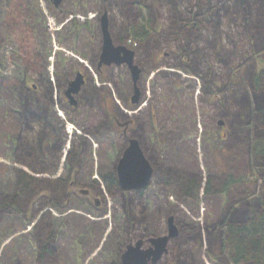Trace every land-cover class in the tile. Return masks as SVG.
I'll use <instances>...</instances> for the list:
<instances>
[{
  "label": "rangeland",
  "instance_id": "1",
  "mask_svg": "<svg viewBox=\"0 0 264 264\" xmlns=\"http://www.w3.org/2000/svg\"><path fill=\"white\" fill-rule=\"evenodd\" d=\"M130 1L0 0V264H123L129 244L168 234L170 217L178 235L149 264H230L224 219L264 207V173L245 177L264 165L249 128L264 0H139L154 14L145 42L126 33ZM107 11L113 42L136 52L137 85L130 66L102 61ZM22 20L28 36L13 32ZM77 71L87 80L74 105ZM131 138L154 174L125 191L108 176Z\"/></svg>",
  "mask_w": 264,
  "mask_h": 264
},
{
  "label": "trees",
  "instance_id": "2",
  "mask_svg": "<svg viewBox=\"0 0 264 264\" xmlns=\"http://www.w3.org/2000/svg\"><path fill=\"white\" fill-rule=\"evenodd\" d=\"M127 9L129 24L126 27V33L133 35L137 40H141V42H145L152 33V24L154 21V14L150 5L142 4L139 0H132L127 5ZM258 19L262 23L264 21V15ZM23 23L24 21L22 20L21 25L19 24L16 28L13 27V32L18 34L23 31L24 36H28L29 34L26 32L27 26ZM30 46L31 44L29 43L27 48L28 52L30 54L32 51L36 53V48ZM258 61L259 66L253 81V88L256 93L254 98L257 97L255 108L257 115L253 116L255 120L250 122L249 128L251 131H255L251 143L252 153L257 157L264 158V59L260 57ZM256 169L264 173V165H259L254 168L255 172L245 177L251 179V177L256 175ZM26 176V173H23L22 179L26 178ZM108 177L113 185H119L117 175L110 174ZM195 181L196 179H191L186 184V194H193ZM238 181L239 178L230 175L224 183L223 194L228 192ZM16 200L17 196L10 199L7 198L2 206L10 207ZM221 231L230 264H264V207L257 204L233 209L227 218L224 219ZM53 256V247L50 244L42 245L41 259L47 261L52 259Z\"/></svg>",
  "mask_w": 264,
  "mask_h": 264
},
{
  "label": "water",
  "instance_id": "3",
  "mask_svg": "<svg viewBox=\"0 0 264 264\" xmlns=\"http://www.w3.org/2000/svg\"><path fill=\"white\" fill-rule=\"evenodd\" d=\"M58 5L61 0H53ZM102 30L104 35L103 50L101 53L102 61L108 65L117 63L118 65L126 63L132 68V76L137 83L141 69L135 64V51L125 45H115L109 30V20L107 12L102 16ZM85 79L82 72H78L76 77L69 83L67 94L71 103H75L74 95L79 93ZM141 91L138 87L135 89L132 102L139 103ZM117 179L122 189L125 191L140 190L148 187L154 174V168L146 157L140 141L137 138H131L121 159L117 164ZM80 193L90 194L89 190L82 189ZM178 235V228L174 224V217L169 219V233L152 237L151 245L144 247V240L140 239L134 244H129L122 255L123 264H149V261L157 262L168 250V244L171 239Z\"/></svg>",
  "mask_w": 264,
  "mask_h": 264
},
{
  "label": "flooded vegetation",
  "instance_id": "4",
  "mask_svg": "<svg viewBox=\"0 0 264 264\" xmlns=\"http://www.w3.org/2000/svg\"><path fill=\"white\" fill-rule=\"evenodd\" d=\"M78 95V94H77ZM77 97V96H76ZM78 102V97H77V100H76V103Z\"/></svg>",
  "mask_w": 264,
  "mask_h": 264
},
{
  "label": "bare ground",
  "instance_id": "5",
  "mask_svg": "<svg viewBox=\"0 0 264 264\" xmlns=\"http://www.w3.org/2000/svg\"><path fill=\"white\" fill-rule=\"evenodd\" d=\"M196 17V16H195ZM72 126L69 127V129H71Z\"/></svg>",
  "mask_w": 264,
  "mask_h": 264
}]
</instances>
